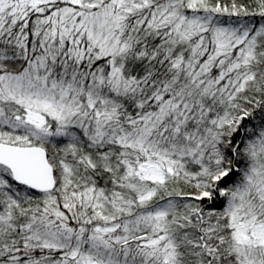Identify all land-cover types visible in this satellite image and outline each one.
<instances>
[{
  "label": "snow or ice",
  "instance_id": "1",
  "mask_svg": "<svg viewBox=\"0 0 264 264\" xmlns=\"http://www.w3.org/2000/svg\"><path fill=\"white\" fill-rule=\"evenodd\" d=\"M0 264H264V0H0Z\"/></svg>",
  "mask_w": 264,
  "mask_h": 264
}]
</instances>
